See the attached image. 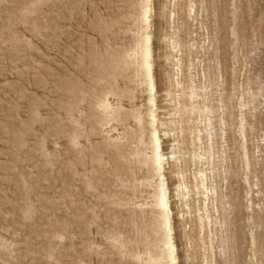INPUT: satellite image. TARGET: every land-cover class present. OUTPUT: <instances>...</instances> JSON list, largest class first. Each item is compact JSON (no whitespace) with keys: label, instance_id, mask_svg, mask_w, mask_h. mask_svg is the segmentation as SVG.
Masks as SVG:
<instances>
[{"label":"rangeland","instance_id":"rangeland-1","mask_svg":"<svg viewBox=\"0 0 264 264\" xmlns=\"http://www.w3.org/2000/svg\"><path fill=\"white\" fill-rule=\"evenodd\" d=\"M138 1L0 0V264H151L160 257L147 170L123 165L111 146L115 132L100 125L93 107L109 78L108 59L133 43ZM163 5L174 10L172 21ZM151 8L160 104L168 68L160 40L177 29L183 56L194 59L192 76L212 79L216 143L226 150L202 240L197 212L187 217L184 238L181 208L172 202L178 264H264V0H152ZM122 82L121 89L135 87ZM133 96L123 98L125 108L144 104L140 91ZM174 182L168 179L171 194Z\"/></svg>","mask_w":264,"mask_h":264},{"label":"bare ground","instance_id":"bare-ground-1","mask_svg":"<svg viewBox=\"0 0 264 264\" xmlns=\"http://www.w3.org/2000/svg\"><path fill=\"white\" fill-rule=\"evenodd\" d=\"M151 3L152 0H139L136 6L132 7L134 9L131 8L134 10V20L138 25V28L135 26L138 30L134 31L136 34L133 35V43L130 46L127 45L129 48L126 50L114 52L108 59L106 68L109 78L103 79L104 89L100 88L102 91L98 89L100 93L95 89L98 95L95 99L94 97L91 99L99 115L100 125L104 126L108 133L115 132L111 136V146L123 165L139 164L147 170L148 177L145 181L149 182L152 189L150 206L156 213V227L161 233L159 243L161 255L160 257L151 256L148 262L158 264L163 259L165 264H178V251L173 240L172 202L177 200L181 208L178 219L184 238H190V233L186 229L187 217L191 216V211L197 212L196 228L198 238L202 240L200 234L213 222L212 215H209L208 202L211 201V205L217 209L219 195L215 179L218 164L226 160V150L223 146L219 150L216 143L215 107L212 102L211 88L208 89L212 85V79L208 75L206 84L192 76L190 71L195 65L194 59L191 52H185L183 56L180 39L176 36L177 29H174L171 34L163 35L160 40L167 49L164 60L168 67L167 85L164 89L166 105L160 104L155 81L156 59ZM191 11L192 6L189 5L187 13L190 15ZM163 12L166 22L172 21L175 15L174 10L165 9L164 6ZM94 58L96 59V56ZM203 76L205 77L206 74L204 73ZM119 79L123 81L124 86L133 83L135 87L121 89L118 85ZM81 85L87 87V84ZM75 87L77 88V83ZM88 87L91 86L88 85ZM137 90L144 95V104L137 106L133 103L130 108H125L122 103L123 98L133 100L134 92ZM68 91L70 97L76 100L81 99L78 93L75 94L73 90ZM246 105L245 102H241L239 108L242 109ZM240 114V125H238L240 133H238L241 135L243 165L245 169H248L250 160L245 145L247 139L243 124L244 113ZM224 130L221 128L219 132L223 142L226 134ZM188 166L192 168L191 177L185 174ZM228 171V167L224 169V178L227 177ZM168 179H175L172 194ZM214 220H218V217ZM115 241L117 243L120 239L116 237ZM202 262L208 264L207 260Z\"/></svg>","mask_w":264,"mask_h":264}]
</instances>
